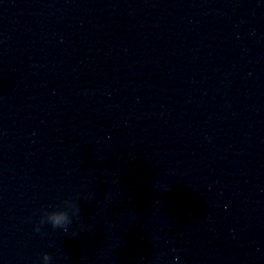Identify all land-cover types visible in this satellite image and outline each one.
Returning a JSON list of instances; mask_svg holds the SVG:
<instances>
[{
	"label": "clouds",
	"instance_id": "1",
	"mask_svg": "<svg viewBox=\"0 0 264 264\" xmlns=\"http://www.w3.org/2000/svg\"><path fill=\"white\" fill-rule=\"evenodd\" d=\"M79 200V195L76 197L64 200L60 205L53 208L52 211L45 210L39 218V222L35 227V231L42 236L44 232L41 230L45 224L49 225L54 231H63L67 233L69 226L73 223V217H79L81 207L76 201ZM72 202L71 204L69 202ZM52 207V206H50ZM76 235V233H73ZM52 257L45 253L42 256L44 264H50Z\"/></svg>",
	"mask_w": 264,
	"mask_h": 264
}]
</instances>
